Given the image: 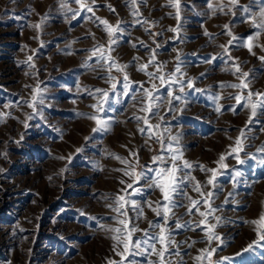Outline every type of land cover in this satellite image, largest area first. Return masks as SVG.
<instances>
[{"label":"rangeland","instance_id":"rangeland-1","mask_svg":"<svg viewBox=\"0 0 264 264\" xmlns=\"http://www.w3.org/2000/svg\"><path fill=\"white\" fill-rule=\"evenodd\" d=\"M66 2L61 7L65 0H0V264H110L121 262L117 251H123V243L130 250L122 264L158 262L155 254H133L131 244L146 239L140 230L159 232L149 228V221L162 223L153 209L163 199L152 186L159 162L151 158L161 154V140L175 151L173 136L179 137L182 152L176 175L185 180L180 185L184 195H175L174 201L184 207L170 211L168 224L182 217L180 222H191L192 228L175 232L177 243H187L180 256L171 257L173 264L181 258L184 264H264V240L258 234L264 231L259 223L264 216V152L258 151L264 148V97L248 96L249 91L264 93V28L259 26L264 0H238L223 11L220 7L229 0H84L93 12L74 0ZM137 9L140 15L134 17ZM101 20L112 26L120 22L122 32L112 36L115 43L109 45ZM230 40L225 52L220 46ZM98 45L106 51L110 47L111 60L127 67L118 71L97 62L90 50ZM209 56L214 61L204 63ZM145 64L147 72L165 75V82L150 80L140 71ZM178 64L181 78L193 81L183 91L167 79ZM236 65L248 73L246 78H240ZM134 82H143L160 97L149 112L140 111L143 89ZM95 89L109 92L99 113L92 107L98 103ZM34 95L37 101L44 98L35 112L18 106L32 102ZM93 115L108 122L107 131H93L95 121L86 118ZM144 117L159 128L148 131ZM233 148L242 150L234 153ZM221 155L226 168L219 163ZM122 161L141 174L133 185L139 191L127 189L130 197L121 191V180L132 182ZM184 161L191 167L184 168ZM201 166L216 169L214 185L207 184L211 172ZM197 182L204 196L194 190ZM118 195L135 200L137 209L126 204L122 211L127 216H118L110 207ZM189 197L200 203L192 206ZM209 209L211 215L199 214ZM132 227L140 230L123 241L120 233L110 231L128 233ZM208 228L220 239L209 242ZM201 249L215 251L207 256ZM168 251L174 252L175 245Z\"/></svg>","mask_w":264,"mask_h":264},{"label":"snow or ice","instance_id":"snow-or-ice-1","mask_svg":"<svg viewBox=\"0 0 264 264\" xmlns=\"http://www.w3.org/2000/svg\"><path fill=\"white\" fill-rule=\"evenodd\" d=\"M74 2L76 4H79L80 7L82 9H86L88 12H93V8L92 7H87L84 3V0H74ZM141 2L146 3V0H141ZM92 3H95V0H92ZM133 4L137 3V0H132ZM238 4V0H229V4L228 5H224L220 7V10L223 11L224 7H228L229 10H231L232 6ZM61 7H67V2L65 0V3H62ZM209 7L211 8L212 5L210 4ZM111 11H115V9H110ZM245 11H247V9H244ZM69 11H71V9H69ZM213 11H215V9H213ZM74 16L76 15V13L73 14ZM132 15L135 16H139V10H135L133 11ZM261 21L259 23V26L264 28V10L261 11ZM99 19V18H97ZM101 23L105 24L106 27V31L109 35V45L115 43L114 39H112V36L114 33L117 32H122V30L120 29L119 25L120 22H117L116 26H112L109 25L108 22L106 20H101ZM136 23L140 24V23H147V21H140L137 20ZM37 27H39V25H37ZM228 25H225V29H228ZM172 30V29H170ZM151 34V33H150ZM207 35V33H205ZM225 34L232 36L231 31H227ZM153 35H158V34H153ZM232 39H236V37H232ZM143 43V42H141ZM135 47V45H133ZM146 46V45H144ZM159 46V45H157ZM221 48H223L225 50V52H227L228 48L231 47V40L229 41L228 45H221ZM92 56H96L97 57V62L103 61L105 63L108 64L109 68L111 69L113 66L117 67L118 71H122L123 68L127 67V65H116L115 61L111 60L110 56H108V52L111 51V48L109 47L108 50H105V46L104 45H98L97 47H95L94 49L90 50ZM249 52H252L251 47H249ZM254 54V53H253ZM195 55V54H193ZM91 59V57H90ZM215 59L214 56H209L206 60H204V63H211L213 62ZM260 59L262 61H264V57H260ZM29 60H31V57H29ZM153 60H154V56H153ZM177 60H179V55L177 56ZM150 63H152V61H150ZM148 65L145 64L140 68V71L144 72L145 75H147L149 77L150 80H154V79H158L160 80L161 83L165 82V75H159L157 76L155 73H149L146 71ZM154 67H156L157 69H159L160 67H162V65L160 64H154ZM236 67V71L237 72H241V69L238 65L235 66ZM179 74V75H177ZM184 75V73L181 72V67L178 64L175 72L168 74L167 79L170 81V83L172 84H179L180 85V91H183L184 87H192L193 86V81L192 80H188V81H184L181 77ZM248 76V73L246 72H241V79L246 78ZM124 81H125V89H128V80L129 77L127 74L124 75ZM109 79H112L111 77H109ZM134 83H138L139 87L141 89H143V99L141 100L142 104H145L144 107H141L140 111L142 112H149L152 105L158 101L160 99L159 96H153L151 90L149 89H145L144 88V83L143 82H134ZM244 87H247V84L243 85ZM229 87H240V85H229ZM111 88L114 90L116 88V84L113 83L111 85ZM96 93H99V96L97 97L98 103L97 105H93L92 107L95 109V111L97 113L103 111V103L108 99L109 97V92L106 90H102V89H95ZM168 96H172V92H168L167 93ZM248 96L252 97V96H257V97H264V93H260V92H248ZM176 99H179V97H175ZM235 100H237L238 102L240 101L241 97L239 95L234 97ZM40 103L43 104L44 103V98L43 96H41L39 98V100L37 101V96H33L32 97V102H28V101H24L22 102L21 105L18 106H24L26 105L29 108H33V111H36L35 105L36 103ZM260 106L264 107V99L260 100ZM253 109H255L256 104L253 103L252 104ZM219 111V109H218ZM153 116L158 115L157 112H152L151 113ZM87 119H91L93 121H95L97 128H94L93 131H97V130H103V131H107L109 128V124L108 122L103 121L102 119L99 118L98 115H93L90 117H86ZM26 119H32L31 115H28L26 117ZM140 119V118H138ZM144 119V123L148 126V131H151L153 127L159 128V125H155L152 126L149 124V121L146 117L142 118ZM161 119H163L161 117ZM27 123H25V127H27ZM140 131L143 133L145 131V129H140ZM165 131H167V129H165ZM172 141L176 142L177 148L174 151L173 150V144L169 143L167 145H165L163 143V141L161 140V148H162V152L160 155H157L155 157H152V161L155 162H159V164L157 165V170L155 172V179L152 182V186L158 188L161 192L162 195V201L158 200L156 201V208L153 209L154 211H156V214L158 216H162V223H154L152 221H149V228L151 229H159V232L156 233L155 235H149V231L148 229H144V230H140L137 227H132L130 229H128V233L124 232V229L121 228H114V229H110V231H114L117 233L121 234V241H123L124 236L127 234H130L131 232L134 231H143L144 236L146 237V239L143 240H137L134 243L131 244V248L136 249V252L133 254H140L141 252H147L149 256L155 254L159 257V261H151L150 264H173V261L171 260L172 256H180V248L182 246V244L187 243V241L184 242H180L177 243L175 241V232L180 230V229H184L187 228L189 230H192L191 228V222L188 223H184L182 224L180 222V220L182 219V217L177 218L174 225L169 226L168 221L170 219L169 213L172 209L174 208H178V207H184V205L182 204H176L174 201V197L177 194H181L184 195V193L182 192L180 185L185 183L184 179H178L177 178V172H179L180 169V165L177 164V160L182 158V152L179 150L178 148V144H179V137H171ZM241 143V141L238 139L236 141V144L239 145ZM242 149L240 148H233V152L234 153H238L239 151H241ZM258 151L260 152H264V148L258 149ZM164 153H168V155H165ZM130 155L133 157H136L138 154L136 152H130ZM225 156L221 155L220 159H219V163L221 165V167H227L226 164H224V160H225ZM237 159L238 162H240V158L239 155H236L235 157ZM117 159H120L119 157H117ZM169 161H171V164H169ZM123 163L127 164V168L128 170H126L124 172L125 176H130L132 182H127L124 180H121L120 183L121 184H125V189H122L121 191L124 192L127 196H131L132 193H128L127 189H133L134 191H139L137 189H134L133 185L135 182H138L141 178V174L136 173L135 172V165L128 163L127 161H122ZM137 164H138V160H137ZM168 165V166H165ZM183 167L184 168H190L191 164L188 161H184L183 162ZM202 170L211 172V176L208 178L207 184L209 185H214L215 179H216V175H217V171L216 169H204L203 166H201ZM236 176H239L240 173L236 172L235 173ZM195 191L200 192V186H199V182H197V186L194 188ZM201 196H204L205 193L200 192ZM212 193L208 192L207 196H211ZM191 202L192 206L197 205L198 203H200V201L197 200H193L190 197L188 198ZM115 207H111V210L116 212L118 216H127V211H122V209L125 208V205H129L133 208V210L137 209V202L135 200H131V199H126L125 195H118L116 200L114 201ZM204 204L207 205L208 201L205 200ZM151 203H149V207H151ZM197 211L199 212V209L197 208ZM212 209H209V211L207 213L205 212H200L199 214L201 216H206V215H211L212 214ZM188 213L192 214V210L191 207H189L188 209ZM83 214V213H81ZM143 216V209L140 208L138 211V217H142ZM219 219V218H217ZM119 224H123L125 226V228L128 227L127 223L124 220H118ZM253 223H257L256 221H253ZM259 223L261 226V229H264V216H261L259 218ZM200 224H197L196 227H200ZM208 232V240L209 242H211L212 240H219L220 237L216 236L214 234H212V229L208 228L207 229ZM167 233V234H166ZM260 235V238L262 240H264V231H260L258 233ZM114 239H116V237H113ZM203 242V241H200ZM197 243V241H193V244ZM157 244L161 245L162 250H157ZM142 245H146V247L142 248ZM175 245V251H168V249L172 248V246ZM192 245L190 244L189 247H191ZM130 250V244L129 243H123V251H117V255L121 256V262H110V264H122L123 260L126 259L125 257V253H128ZM150 250V251H149ZM167 251V256L168 258H166L165 256V252ZM212 251H215V249H212L211 251L205 250V249H201L200 252L204 253L207 252V256H210L212 254ZM207 258V257H205ZM196 260H200L201 257L197 256L195 258ZM132 264H135V262L133 261ZM179 264H184L183 259L181 258V260L179 261Z\"/></svg>","mask_w":264,"mask_h":264}]
</instances>
